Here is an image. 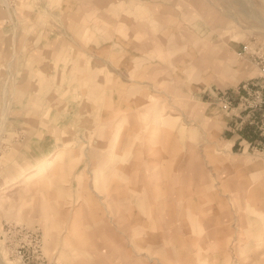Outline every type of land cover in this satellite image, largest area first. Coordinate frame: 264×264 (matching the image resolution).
<instances>
[{
	"label": "rangeland",
	"instance_id": "374dc122",
	"mask_svg": "<svg viewBox=\"0 0 264 264\" xmlns=\"http://www.w3.org/2000/svg\"><path fill=\"white\" fill-rule=\"evenodd\" d=\"M245 43L264 0H0V261L264 264ZM176 210L182 240L143 229Z\"/></svg>",
	"mask_w": 264,
	"mask_h": 264
},
{
	"label": "built area",
	"instance_id": "2783aa9c",
	"mask_svg": "<svg viewBox=\"0 0 264 264\" xmlns=\"http://www.w3.org/2000/svg\"><path fill=\"white\" fill-rule=\"evenodd\" d=\"M262 51V52H261ZM264 49L255 50L249 43H245L240 52V57L249 58L252 65L257 69L258 79L245 81L240 86V91L237 95H240L238 102L241 103L244 110L251 112H261L262 120L264 119ZM231 95L228 93H223L221 97L218 98L219 105L221 109L226 113H231L236 106L233 107L232 101L230 100ZM264 127V124H263ZM36 255H40V251L35 250ZM20 249L15 251V257L20 259L21 263L28 261L25 254H22ZM28 263V262H26Z\"/></svg>",
	"mask_w": 264,
	"mask_h": 264
},
{
	"label": "crops",
	"instance_id": "0c3cea01",
	"mask_svg": "<svg viewBox=\"0 0 264 264\" xmlns=\"http://www.w3.org/2000/svg\"><path fill=\"white\" fill-rule=\"evenodd\" d=\"M163 120L161 122H159V123L165 124L167 122V121H163ZM247 131H249V130L247 129ZM246 138H249V137H246ZM246 138H245V141L247 142V144H250L249 142H252L251 140L254 139V138H250V140H248ZM237 209L239 210V208H237ZM182 217H183V215L180 212V210H176V213L174 214V217H170V218L164 217V216L163 217L162 216H158V219H160V220H157V218L155 219V217L153 216V218L152 217L148 218V221L142 224L143 225V229L146 228L145 230H148V231L153 230L154 227H151V226L154 225V226H157L158 228L167 229L168 232L166 233V235L169 238H171L174 235L175 239H178V238L181 239V237H178V236L179 235H183L184 234V230H185L184 228H182V227H184L183 226ZM227 217L229 218L228 215H227ZM214 219H215V221L218 224L222 223V221H220L221 217L219 218V215H217V216L214 215L213 222H214ZM224 219H225V216H224ZM157 221L160 222V225L157 224ZM169 230L172 231V234L169 233ZM147 237L149 239V243L151 241L155 240L154 236H151V234L148 235ZM203 242H206V241L199 239V240H197L195 242L193 240H191L189 243L194 244L196 246V245H200V243H203ZM198 250H199L198 248H194L193 250H191V253H194V252L197 253ZM216 257L217 256L212 257V260H214V258H216ZM101 264H109V262L107 260H103L101 262ZM204 264H211V261L209 260L207 263H204Z\"/></svg>",
	"mask_w": 264,
	"mask_h": 264
},
{
	"label": "bare ground",
	"instance_id": "6f19581e",
	"mask_svg": "<svg viewBox=\"0 0 264 264\" xmlns=\"http://www.w3.org/2000/svg\"><path fill=\"white\" fill-rule=\"evenodd\" d=\"M0 264H4L3 261H0Z\"/></svg>",
	"mask_w": 264,
	"mask_h": 264
}]
</instances>
